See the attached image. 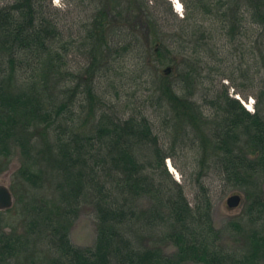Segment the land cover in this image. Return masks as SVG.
Returning <instances> with one entry per match:
<instances>
[{
  "label": "trees",
  "instance_id": "obj_1",
  "mask_svg": "<svg viewBox=\"0 0 264 264\" xmlns=\"http://www.w3.org/2000/svg\"><path fill=\"white\" fill-rule=\"evenodd\" d=\"M53 1L0 0V174L21 157L0 264H264V0H183L182 19L168 0ZM219 40L232 59L258 53L257 70L224 67ZM143 51L172 73L153 77ZM208 59L221 66L206 75ZM222 80L242 98L254 88L255 112ZM186 146L198 173L177 182L166 161ZM216 182L249 202L223 230ZM86 206L96 240L80 247L70 229ZM228 231L239 249L221 244Z\"/></svg>",
  "mask_w": 264,
  "mask_h": 264
},
{
  "label": "rangeland",
  "instance_id": "obj_2",
  "mask_svg": "<svg viewBox=\"0 0 264 264\" xmlns=\"http://www.w3.org/2000/svg\"><path fill=\"white\" fill-rule=\"evenodd\" d=\"M173 1L179 9V12L177 13L174 6H173V3L168 1L172 6L173 12L179 18H181V19L184 18L187 14V10H186V7L184 5L183 0H173ZM187 1H189V0H187ZM53 5L58 9L67 8L66 3L63 0H54ZM157 14L158 13H156V16H155L156 19H151V21L158 25V27L160 28V31L165 36L164 38L168 39V41H169V37L171 35H173V33H175V29L170 27L169 21L166 22V20L163 17H161ZM71 18H72V16H71ZM216 46H217V49H222L223 50L222 54L224 56H226L227 62L224 65V67H228L232 63H236V65L243 64L244 68H246V69L249 68L253 72H255L254 70H257V68H256V61L257 60L256 59L258 58V53L256 55L249 53L246 57V60H240L239 55H237V57L232 59V57L230 55V52L232 50H230L231 48L228 45V43H226L223 40H219V42L217 43ZM77 53L78 54H75L74 57L76 58L75 61H77V63H78L79 57L82 58V56H81V53L79 51ZM227 55H228L229 59L227 58ZM141 56L144 57V62L145 61L147 62L148 71H149L148 73H151L153 77H155L156 71H160L163 73L168 68H171V73H172L173 68L171 66L166 65L163 67H156L154 65L155 63L151 64L149 61L150 60L149 52L143 51ZM172 56L173 57L175 56L177 58V60H180L182 57L184 58L182 53H180V54H178V52L176 53L175 49L173 50ZM209 61H210L209 67L207 66V63L206 64L204 63V65L203 64L200 65L201 67L199 66L200 71H203V73H205L206 75L209 73V71L217 70V68H220L219 66H221V65H217L216 63H213L211 60H209ZM131 65H133L132 62L127 61L125 64L120 65V68H121L120 70L130 69ZM182 67H184V66L182 65ZM201 68H202V70H201ZM149 80H150V82L153 81L151 79H149ZM222 83L229 87V94L231 97L241 98L242 104L243 103H245V104L250 103L252 100L254 102V104L252 103L251 108H252V111L255 112V110H256V98L253 96V94L255 93L254 88L251 91H249L250 95H248L246 98H242L241 96H239L235 92V90L230 86V84L227 80H222ZM209 84L210 83L208 81H206L198 89L197 98H201L203 94L208 93V90H210ZM122 89H123V86H122L121 90ZM122 93H124V92H122ZM190 146H186L187 148L185 147L184 151H183V149H181V148L179 149L177 147L176 149L173 150L174 160L168 159L166 161L167 165L169 164V161L173 165V167L176 171L173 173V177L176 179L177 182H184V180L186 179L185 177L190 179V177L193 176L192 178H194V173L195 174L198 173V167L199 166H197V159L195 158L194 150ZM20 166H21V157H20L19 153H16L14 155L13 159L11 160V162L9 163L8 169L3 174H0V185L1 184L7 185L11 189L12 185H13L14 175L18 171ZM181 171L185 172V176H183L181 174ZM216 184L215 185L217 187H216L215 196H214V202H215L214 205L215 206H214V210H213V221H214V225L217 229L223 230L224 228L228 227V224L231 220H237V219H240L241 217H244L245 211L249 205V202H248L245 194L242 192L230 191V192L226 193L225 195L222 194V188H221V186H219V182H216ZM188 192H189L188 194L190 196V199L192 200L193 199L192 192L190 190H188ZM13 194H14V192H13ZM235 194H238L242 197V202H241L239 207H237L235 209H231L227 205V200L229 197H231L232 195H235ZM14 196H15V194H14ZM16 204H17V196H15V204H14L13 209H15ZM144 205H145V203H144ZM13 222H14V224H17L18 226H20L18 218L15 219V221L13 219L10 220L11 224H13ZM19 230L22 231L21 229H19ZM70 236H71L73 243L76 244L77 246H80V247H91L95 243V240H96V221L94 219L92 209L89 206L83 207L81 214L79 215L77 220L71 226ZM221 244L226 245L227 247H230L231 249H236V248L239 249L240 248L239 239L237 237H235L233 235V233H230V231L223 234ZM166 252L168 254H174L176 252V248H173V247L167 248Z\"/></svg>",
  "mask_w": 264,
  "mask_h": 264
},
{
  "label": "water",
  "instance_id": "obj_3",
  "mask_svg": "<svg viewBox=\"0 0 264 264\" xmlns=\"http://www.w3.org/2000/svg\"><path fill=\"white\" fill-rule=\"evenodd\" d=\"M167 75L171 73V68L164 71ZM240 100V98H238ZM242 202V197L238 194L232 195L227 200V205L231 209H235L240 206ZM15 196L11 191L10 187L7 185H0V211L9 210L14 207Z\"/></svg>",
  "mask_w": 264,
  "mask_h": 264
},
{
  "label": "bare ground",
  "instance_id": "obj_4",
  "mask_svg": "<svg viewBox=\"0 0 264 264\" xmlns=\"http://www.w3.org/2000/svg\"><path fill=\"white\" fill-rule=\"evenodd\" d=\"M252 103L254 104V102L251 100L250 103H247V104H246V106H247L249 109H251V110H252V108H251V107H252ZM169 165H170V170H171V172H172V173L176 172L175 169H174V167H173V165L171 164L170 161H169Z\"/></svg>",
  "mask_w": 264,
  "mask_h": 264
}]
</instances>
